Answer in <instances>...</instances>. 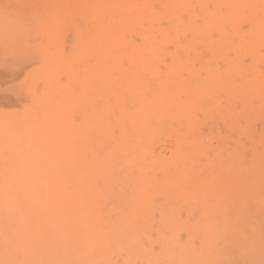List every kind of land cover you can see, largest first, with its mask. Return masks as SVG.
I'll use <instances>...</instances> for the list:
<instances>
[{"label": "rangeland", "instance_id": "obj_1", "mask_svg": "<svg viewBox=\"0 0 264 264\" xmlns=\"http://www.w3.org/2000/svg\"><path fill=\"white\" fill-rule=\"evenodd\" d=\"M79 1L0 0V264H264V0L163 25L89 22ZM162 95L177 109H142ZM144 147L152 165L124 164Z\"/></svg>", "mask_w": 264, "mask_h": 264}, {"label": "bare ground", "instance_id": "obj_2", "mask_svg": "<svg viewBox=\"0 0 264 264\" xmlns=\"http://www.w3.org/2000/svg\"><path fill=\"white\" fill-rule=\"evenodd\" d=\"M193 0H84L79 1L78 5H80V11L83 13L85 20L91 22L92 20L95 21L97 24L102 23H108L109 21H114L117 19L121 23H126L128 19L132 18L135 14H146L149 15L154 23H158L159 25H163L160 23L164 22H173L177 16L178 13L182 12L183 10L189 8ZM42 27V26H41ZM40 27V28H41ZM160 27V26H159ZM44 31L47 30L49 32L52 31L51 26H44L42 27ZM40 30V29H39ZM17 102V101H16ZM13 106L18 108L20 110V113L17 112L22 117V123L26 120L28 113H24L23 103L20 101L17 103H13ZM15 109V110H18ZM142 109L144 111H158L163 112L165 109L168 110H174L177 109L176 103L168 102L167 96L162 95L158 96L155 101H152L151 103L146 104ZM45 120H36V122L33 125L28 126L29 130V137H31V140H28L29 143L31 142H39L35 141L37 136H41L43 139L42 141L45 142V139L48 140L50 134V130L47 129V123H51L53 120V115L50 113H45ZM21 118V117H20ZM126 121L128 122L127 127V134H129V131H132L133 136L139 135L142 131L146 130V125L144 122V119L142 116H129L126 118ZM27 123V122H26ZM25 123V124H26ZM138 127V129L136 128ZM135 138L131 137L129 140L122 145V155L121 158L125 159L126 153L128 152V155H131L137 146L134 144ZM61 153L63 157L67 159L65 163H63V168H79L80 164L73 163V159L68 157L67 150L65 148L61 149ZM124 156V157H123ZM119 158V159H121ZM130 158H142L140 161H125L124 164L126 165H137L141 164L144 166L152 165L155 161L151 159V155L149 154L146 147L140 149L137 152V155L135 157ZM129 158V159H130ZM106 166L111 165L110 162L104 163ZM117 164H121V162H117ZM130 209V208H129ZM142 215L132 213L131 209L129 213H125L123 218L130 220L132 222L137 217H141ZM80 225V224H79ZM93 233L91 226L87 222H82V229L80 235L78 238V243L74 245L75 250L77 251L78 256H80L82 253L85 252V249L82 250V248L79 246V241L82 239V243L89 238V235ZM85 246V242L83 244ZM66 254L68 256L67 262L69 264H85L84 262H75L71 257H73V254L71 253L70 249L67 248Z\"/></svg>", "mask_w": 264, "mask_h": 264}]
</instances>
